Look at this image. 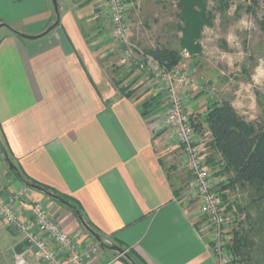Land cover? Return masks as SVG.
<instances>
[{
    "label": "crops",
    "instance_id": "1",
    "mask_svg": "<svg viewBox=\"0 0 264 264\" xmlns=\"http://www.w3.org/2000/svg\"><path fill=\"white\" fill-rule=\"evenodd\" d=\"M56 1L0 0V143L6 151L0 148V200L27 182L76 200L79 215L51 192L30 189L27 196L44 203L81 249L97 247L85 264H128L127 251L143 264H217L191 173L166 125L164 93L153 95L158 87L137 69L119 83L135 91L129 97L114 85L112 65L121 48L113 49L118 43L102 0ZM182 57L176 66L197 82L183 63L189 55ZM212 91L192 85L182 94L185 110L202 125L196 134L206 141L202 120ZM204 155L206 168L222 165L209 146ZM29 228L35 233L32 223ZM26 242L0 220V264H13Z\"/></svg>",
    "mask_w": 264,
    "mask_h": 264
},
{
    "label": "rangeland",
    "instance_id": "2",
    "mask_svg": "<svg viewBox=\"0 0 264 264\" xmlns=\"http://www.w3.org/2000/svg\"><path fill=\"white\" fill-rule=\"evenodd\" d=\"M226 1L228 8L220 11L216 9L218 0H206L207 10L212 14V25H206L200 33V38L197 40L201 49L199 54L185 58L183 63L198 78L197 83L204 86L205 89L210 90L211 88L212 92L215 89V95H212L214 96L213 100L227 99L243 113V117H241L244 121L262 122L264 121V30L261 29L260 22L264 19V0ZM55 2L57 5L56 0ZM130 2L131 7L128 10L130 36L139 51L141 50L144 54L147 49L157 45L180 51L179 39L182 33L179 27L182 23L179 19L178 0H130ZM247 7L252 8L251 13L246 11ZM115 43L117 42L115 41ZM117 48L120 49L121 46L119 44L116 45V48L114 46L115 52ZM116 54L118 55L117 52ZM182 54L188 53L182 50ZM117 55L112 65L114 73L112 79L121 83L122 80H125L124 78L133 74L132 70L134 69L133 67L122 68L121 56ZM120 68L123 71L119 72ZM126 68L130 71H126ZM119 87L124 88L123 85ZM129 92L132 94L135 91L131 89ZM157 92L158 89L153 90V95ZM208 98L210 99V97ZM213 100L208 101V103L211 102L209 107L217 103ZM253 103L255 107L251 106ZM202 122L204 123L203 120ZM198 125L201 130V123L198 122ZM208 144L207 140L206 146ZM205 155L203 153L200 157L203 161ZM213 166V170L209 169L213 194L217 195L226 217L231 218V222L228 220L223 227L224 237L225 234L229 236L237 230L247 236L249 227L257 217V211L250 206L251 203H254L250 200L252 193L238 182L234 183L232 187L229 186L230 174L223 173L224 170H222L223 167L219 161H214ZM184 167L190 173L186 168L185 159ZM191 182L193 196H196L197 199L193 177ZM27 184L41 188L37 184L28 182L21 187L26 186L33 189ZM199 212L203 218L202 228L209 237L210 222L208 219L206 220L200 210ZM4 225L10 228L5 223ZM10 229L16 231L13 228ZM250 240L254 241L256 247L252 252L246 250V255L250 258H246L243 264H264V232L259 238L254 237ZM61 256V259L66 257L64 254ZM36 260L45 262L41 258Z\"/></svg>",
    "mask_w": 264,
    "mask_h": 264
},
{
    "label": "built area",
    "instance_id": "3",
    "mask_svg": "<svg viewBox=\"0 0 264 264\" xmlns=\"http://www.w3.org/2000/svg\"><path fill=\"white\" fill-rule=\"evenodd\" d=\"M102 2L105 16L111 24V37L122 46L120 64L136 65L144 76L143 80L150 86L156 84L158 91L165 95L166 124L173 129L176 141L182 149L186 168L192 174L199 210L210 222V250L217 264H229L230 255L224 248L228 236L225 234L224 237L222 230L228 220L231 222V218L226 217L217 195L213 194L209 168L203 165V160L200 158L206 151V140H201L196 134L192 115L185 110L182 97V92L192 85H198L201 90H204V86L197 83L182 67L166 68L137 49L130 36L127 21L128 10L131 7L130 0H102ZM29 192L30 189L23 186L0 200V219L10 228L22 233L29 244L28 249L13 255V264H27L26 255L36 259L41 258L52 264L71 262L85 264V259L97 252V247L88 246L86 249H81L69 233L50 219L44 203L27 199ZM30 223L34 225L35 233L30 232ZM50 242L53 247L49 245ZM61 254L66 257L58 258Z\"/></svg>",
    "mask_w": 264,
    "mask_h": 264
},
{
    "label": "trees",
    "instance_id": "4",
    "mask_svg": "<svg viewBox=\"0 0 264 264\" xmlns=\"http://www.w3.org/2000/svg\"><path fill=\"white\" fill-rule=\"evenodd\" d=\"M178 7H180L179 19L182 23L179 27L182 33L179 39L180 51L157 45L144 52L145 55L151 56L166 68H173L182 62V50L191 57L198 55L201 50L197 43L200 33L206 25H212V14L207 10L206 0H178ZM224 8H228L227 1L218 0L216 9L221 11ZM246 11L251 13L252 8L247 7ZM260 26L264 30V19L260 22ZM133 69L135 68L133 67ZM114 85L119 87V82L114 81ZM119 92L125 97H129L131 94L128 87L119 88ZM203 121L210 134L208 146L220 156L223 173L230 174L229 186L232 187L234 183L238 182L252 193L250 200L254 203H251L250 206L257 211V217L249 227L248 235H242L240 230L233 231L224 245L226 253L231 258L229 264H243L246 258H250L246 255V250L252 252L256 247L254 241L250 239L259 238L264 232V121L254 123L244 121L232 104L225 100L210 106ZM192 123L195 129L201 133L202 127L200 130L197 123L193 120ZM0 148L5 151L1 143ZM21 177L26 181L23 176ZM28 183L35 184L34 182ZM40 187L58 195L76 215L82 213L81 206L76 200L59 194L46 186ZM88 226L90 225L88 224ZM17 250L18 252L22 251L20 247ZM123 260L128 264H143L129 251L126 252Z\"/></svg>",
    "mask_w": 264,
    "mask_h": 264
},
{
    "label": "water",
    "instance_id": "5",
    "mask_svg": "<svg viewBox=\"0 0 264 264\" xmlns=\"http://www.w3.org/2000/svg\"><path fill=\"white\" fill-rule=\"evenodd\" d=\"M53 3H54V5L56 4L55 1H53ZM55 9H56V7H55ZM6 161L8 162L10 169L15 170L14 166H12V164L9 162V160L7 159ZM27 185H29V186H30L31 188H33V189H36V190H42L41 188H39V187H37V186H35V185H30V184H27ZM42 191H43V190H42ZM58 200H60L61 202L64 203V201H62L61 199L58 198ZM78 219H80V216H78ZM81 223L83 224L84 228H86L90 233L93 234V232L91 231V229H90V228L84 223V221H81ZM115 250L118 251L119 253L123 254V250H122V249H120V248H115Z\"/></svg>",
    "mask_w": 264,
    "mask_h": 264
},
{
    "label": "bare ground",
    "instance_id": "6",
    "mask_svg": "<svg viewBox=\"0 0 264 264\" xmlns=\"http://www.w3.org/2000/svg\"><path fill=\"white\" fill-rule=\"evenodd\" d=\"M129 24V23H128ZM129 26V25H128ZM130 28V27H129ZM129 32H130V29H129ZM114 40V39H113ZM114 41H116V40H114ZM120 46H121V44L118 42V41H116ZM121 53H122V46H121ZM122 66H132V67H134L135 69H137V67H136V65H134L133 63L132 64H128V65H122ZM138 70V69H137ZM141 73V72H140Z\"/></svg>",
    "mask_w": 264,
    "mask_h": 264
}]
</instances>
